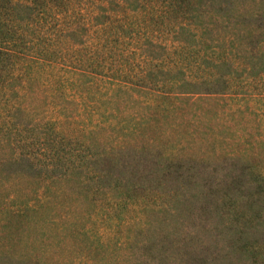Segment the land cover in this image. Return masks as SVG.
<instances>
[{"label": "trees", "instance_id": "trees-1", "mask_svg": "<svg viewBox=\"0 0 264 264\" xmlns=\"http://www.w3.org/2000/svg\"><path fill=\"white\" fill-rule=\"evenodd\" d=\"M230 1L0 0V170L25 171L40 196L61 192L51 188L59 180L92 181L85 196L111 208L136 205L140 164L154 173L239 160L261 203L245 220L264 222V162L254 160L264 155L242 157L237 140L216 152L192 145V117L213 120L218 109L197 105L204 98L253 112L242 127L264 125V109L245 103L264 100L253 83L264 86V0L237 15L231 50L220 51L213 34L230 23ZM183 113L190 131L173 138L171 115ZM242 133L240 142L252 137Z\"/></svg>", "mask_w": 264, "mask_h": 264}, {"label": "rangeland", "instance_id": "rangeland-1", "mask_svg": "<svg viewBox=\"0 0 264 264\" xmlns=\"http://www.w3.org/2000/svg\"><path fill=\"white\" fill-rule=\"evenodd\" d=\"M253 8L255 5L250 0L230 1V23L225 24L226 28H216L213 34L218 35L220 51L223 46L231 50L227 35H233L237 15ZM202 20L206 21V17ZM253 83L257 89H264ZM245 103L248 107L264 109V100ZM197 105L210 111L219 110L213 115L214 121L201 114V110L196 120L192 117L196 121L191 126L195 153L211 152L212 145L216 152L223 142L229 148L232 141L240 142L237 137L243 131L252 137L236 142L242 157L264 155L263 138H253L257 133L264 135V125L253 131L241 124L253 112L237 101L231 104L226 99L204 98ZM222 106H225L223 113ZM185 119L184 113L171 115L173 138L190 131L182 126ZM263 119L262 116V122ZM218 160L211 166L203 163L208 161H196L188 166L182 164L180 171L168 166L154 173L140 164V173L132 177L139 182L132 191L136 205L123 206L117 199L111 208L105 207L101 200L92 201L85 196L84 186L92 181L76 186L70 180H59L51 188L61 192L40 196L32 192L35 183L25 171L9 177L4 167L0 170V264H257L264 261V222L245 220L247 212L261 203L255 196V187L243 176L244 161ZM254 160L260 165L264 156ZM14 209L20 213L11 216ZM262 210L264 213V205ZM87 211L93 213L91 218H87Z\"/></svg>", "mask_w": 264, "mask_h": 264}]
</instances>
